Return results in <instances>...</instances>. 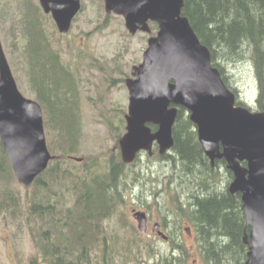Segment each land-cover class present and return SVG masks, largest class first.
I'll return each instance as SVG.
<instances>
[{
  "label": "trees",
  "instance_id": "16d2710c",
  "mask_svg": "<svg viewBox=\"0 0 264 264\" xmlns=\"http://www.w3.org/2000/svg\"><path fill=\"white\" fill-rule=\"evenodd\" d=\"M182 13L189 19L201 42L209 48L212 63L220 70L226 85L236 93L238 90L230 85L225 66L249 60L257 81L256 105L250 107L240 98L237 103L254 111H264V0H184ZM44 35L40 28L27 24L22 44L14 43L21 69L25 74L30 72L28 76L52 114V121L47 118L45 127L50 136V150L59 156L37 177L34 192L27 198L29 213L26 224L38 250L28 264H109L108 256L112 259L117 255L114 243L121 235L96 234L103 227L100 226L103 219L113 214L111 199L120 195L119 173L122 172L128 182L137 184L142 179V189L149 182L136 169L128 171L121 158L114 161L105 175H92L94 163L92 166L74 164L81 167L77 171L66 166L68 156L74 152L82 135V121L77 111L78 97L71 72L60 65L57 55L53 54L59 51L51 46L49 39H44ZM174 139L171 150L158 154L157 158L160 162L165 161L174 179L187 190L192 214L188 221L197 235L198 257L189 251L181 234L171 238L170 251L149 249L154 250L153 253L149 252L142 261H154L151 264H194L197 259L202 264H245L248 247L243 237L250 226L245 219L241 194H232L228 189L233 174L227 169L226 160H216L211 166L198 140L196 126L184 107L179 110ZM0 147V178L9 173L13 176L1 142ZM220 170L228 178L225 183ZM132 176L134 181L130 179ZM149 180L152 183L155 181L152 177ZM66 189L75 194L72 207L66 206L65 197L69 194L62 192ZM169 189L175 191L170 186ZM41 195L44 198H38ZM15 203H21L15 191L0 188V209ZM12 213L15 214V210ZM20 215H23L21 211L13 217ZM163 223H166L165 216ZM125 244L132 245L133 239L126 237ZM148 245L149 242L143 249ZM91 247L98 259L96 263L92 256L84 253V249ZM131 253L132 248L129 247L127 255ZM130 258L133 256L130 255Z\"/></svg>",
  "mask_w": 264,
  "mask_h": 264
},
{
  "label": "water",
  "instance_id": "95a60500",
  "mask_svg": "<svg viewBox=\"0 0 264 264\" xmlns=\"http://www.w3.org/2000/svg\"><path fill=\"white\" fill-rule=\"evenodd\" d=\"M48 1L53 3L60 30L68 31L81 1L42 0L44 6ZM105 4L108 12L125 16L132 32L137 24L151 31L149 19L160 28L149 39L143 62L133 67L136 77L128 80L127 132L120 140L124 161H133L141 149L151 152L154 141L161 153L171 148L178 106L185 107L206 155L212 163L225 158L234 174L229 190L241 194L251 226L245 237L250 244L246 264H264V111L253 112L236 103V94L212 65L209 48L182 15L183 0H105ZM147 123L158 129L153 132ZM0 136L18 180L31 185L53 156L46 143L42 109L19 91L1 40Z\"/></svg>",
  "mask_w": 264,
  "mask_h": 264
},
{
  "label": "rangeland",
  "instance_id": "374dc122",
  "mask_svg": "<svg viewBox=\"0 0 264 264\" xmlns=\"http://www.w3.org/2000/svg\"><path fill=\"white\" fill-rule=\"evenodd\" d=\"M4 2L6 0H0V8H3ZM2 11L3 9L0 10L1 15L3 13ZM105 16L106 12L104 10L103 0H87L85 9L74 23L70 31L71 33L69 32L67 36H59V33H55L57 27L53 21H49L44 26L54 47L60 49L63 55V62L68 66L71 65V69L76 71L80 78V86L78 88L81 97L79 95L80 102L78 103L80 105L77 111L78 115L82 116V135L76 144L74 152L70 155L83 157L85 160L89 159L88 164L90 166L94 163L95 165L91 169L92 175H105L110 170V166L114 164V161H118L121 158V154L118 152V143L121 138L119 132H122L120 121L128 112L129 101V92L125 84L124 76H132L131 70L133 66L143 60V53L147 47L149 37L148 34L143 32L142 34L138 33L134 36L128 35L124 21L120 17H110L105 25L103 24ZM101 24L105 26L102 27ZM12 25L10 23L7 26V31H9L11 38L7 35L6 43L8 46L4 44V48L10 63V52L12 51V56L15 59L12 70L14 71V75L18 77L21 90L28 92L25 93L23 91L26 96L34 97L35 91L31 88V85L34 88V82L28 76L30 72L25 74L21 70L20 64L16 63V58L18 59L19 57L17 56V50L13 43L14 30L9 28ZM0 28L2 30V25H0ZM66 70L71 72L68 67ZM225 73L230 85L238 89L243 99L248 101L257 96V81L248 59L227 64L225 66ZM100 110H107L108 112L103 114ZM110 120L114 126H112ZM121 123L124 125V119ZM59 135L56 137L58 138ZM141 160L142 177L149 183L144 186L142 192V179L139 185L131 184L130 186L128 185L130 182L125 180L127 178L125 176L122 177L120 182H118L121 189L120 195H115V203H118V209H124L126 207L130 217L132 216V207L145 209L142 201L138 198H142L143 194L147 201L154 202L157 199L160 202L159 206L154 204L151 207L154 219H160L164 215H172L177 219V223L179 219H183L184 226L190 227L188 219L192 214L188 203L187 190L181 187L176 178L174 179L165 161L159 162L157 158L149 160L145 154L141 157ZM75 163L76 161L70 158L67 160L66 166L74 169L72 166ZM136 168L138 169L139 166ZM219 173L223 175L222 182H227L228 178L224 172ZM171 176H173V179H171ZM149 177L155 180L154 183L149 180ZM130 179L134 181V176ZM136 180L138 182V179ZM169 186L175 189V191L169 189ZM0 188L2 190L5 188L14 190L21 199V203L8 204L6 205L9 206L8 209L5 210L6 206L0 209V264H28L31 258L38 253L26 224L29 213L27 198L33 194V186L25 187L9 173L6 177L0 178ZM62 192L66 195L69 193V190H62ZM175 192L178 200L175 198ZM40 194L41 192L38 195ZM123 197L125 199L121 200ZM38 198H44V195ZM13 210H15V214L12 213ZM19 211L23 215L14 218L13 216L19 215ZM117 222L118 219L115 220V216L111 219L106 218L100 224V226H103L100 230L103 234H108V223L120 228ZM186 235H181L183 237L182 239L186 237V240H184L187 242L188 248H190L192 254L198 257L197 237H187ZM176 236L172 235L174 238ZM140 240L142 241V238ZM114 244L117 255H114L112 259L110 255L108 256L109 264H125L128 261L125 258L126 250L120 247L118 248V242ZM155 248L158 252L170 251L171 244L168 245V243L163 242L161 239L155 238L149 243L148 248H142L143 250L141 253H138V257L129 259L127 264H133L135 261L146 259L148 253H153L154 251H149V249ZM84 253L85 255L92 256L94 263L98 260L92 248L84 249ZM100 253L102 257V252ZM134 253L136 254V251ZM195 256L192 257L195 258ZM152 262L154 261H142V264H151ZM194 264L202 263L196 261Z\"/></svg>",
  "mask_w": 264,
  "mask_h": 264
},
{
  "label": "flooded vegetation",
  "instance_id": "af4514ba",
  "mask_svg": "<svg viewBox=\"0 0 264 264\" xmlns=\"http://www.w3.org/2000/svg\"><path fill=\"white\" fill-rule=\"evenodd\" d=\"M51 5L52 4H50L49 6H51ZM43 20H44L43 22H44L45 25L47 23H49V21H53V23L56 25L55 20L52 17L51 13H45V16L43 17ZM59 36H61L60 33H59ZM31 41H33V39ZM53 54L57 55L60 65L62 66V64H63V66H64V67L62 66L64 68V70H66L67 67L71 70V74H72V77H73L75 90H76L77 97H78L80 95L79 88H78V86H80V83H79L80 78H79L78 74L76 73V71L71 69V65H69L70 66L69 67L65 62H63V55H62L61 51L58 52V53H53ZM123 73H124V71H123ZM124 77H125V82H126V79L129 76L127 75V76H124ZM31 87H32L33 91H35L34 98H38L41 101L42 99L40 98V96H39V94L37 92L36 86L34 85V88H33V86L31 85ZM136 167L137 166H135V165L132 166V168H135L140 173V175L142 176V173H141L142 165L139 166L138 169ZM220 172H222V171L220 170ZM122 175H123L122 172L119 173V176H122ZM137 175H139V174H137ZM142 192H143V189H142ZM138 198L142 201V204L145 201H147V199L145 198V196L143 194H142V198H140V197H138ZM158 205H160L159 201H158ZM151 207H152V205L149 204V208L148 209H150V212L148 210L143 209V208L141 209V207H139V208L138 207H132L131 208L132 216H133V219L135 220L136 224H138V222H139L138 216H142V210H143L148 215L147 216V224H148L147 228L148 229L157 230V231L162 229V230H165V231L169 232L172 235H178L179 233L183 234L186 231L185 230L186 227L184 226V224L182 222H178L177 223V219L175 217H173L172 215L171 216L165 215L166 216V223L165 224H163V218H161V217H160V219H154V217L152 216ZM138 210H140L141 212L135 213ZM135 215H137V216H135ZM156 224L157 225L159 224V226L157 228H155ZM108 226H110V225L108 224ZM108 231H109L108 234H111V235L119 233L121 236H123V235L134 236L135 234H138L140 231H142V229L139 230V229H132V228H115V229L114 228H108ZM97 233L102 235V231L101 230H97ZM132 239H133V244H132L133 249L135 250V248H137L138 250H141L142 246L139 243V242H141V240L138 239V238H132Z\"/></svg>",
  "mask_w": 264,
  "mask_h": 264
}]
</instances>
